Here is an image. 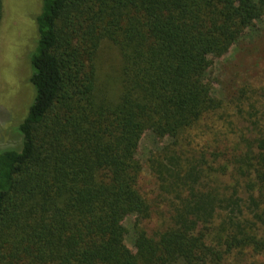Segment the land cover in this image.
<instances>
[{"label": "trees", "instance_id": "trees-1", "mask_svg": "<svg viewBox=\"0 0 264 264\" xmlns=\"http://www.w3.org/2000/svg\"><path fill=\"white\" fill-rule=\"evenodd\" d=\"M35 23L22 144L0 151V264L262 263L264 114L231 138L206 74L264 26V0H42ZM145 131L165 144L141 163Z\"/></svg>", "mask_w": 264, "mask_h": 264}, {"label": "rangeland", "instance_id": "rangeland-1", "mask_svg": "<svg viewBox=\"0 0 264 264\" xmlns=\"http://www.w3.org/2000/svg\"><path fill=\"white\" fill-rule=\"evenodd\" d=\"M41 4L42 0H3L0 24V151L20 149L22 144L18 126L29 110L34 91L28 82L29 55L36 37L35 16L40 12ZM97 60L100 82H106L112 91H116L122 66L120 52L110 42L103 41ZM206 79L213 95L223 104V109L209 121L217 120L222 114L223 120H219L218 125L223 124L225 131L234 132L231 138L244 131L241 119L248 118V111L254 108L257 115L264 114V26L256 24L223 56L212 57ZM164 144V140L145 131L136 158L143 163L150 153ZM140 185L145 192L155 190L153 179L146 172L141 176ZM133 223V215L125 216L124 243L131 251L134 249ZM154 225V221L146 224L149 229ZM257 264H264V261Z\"/></svg>", "mask_w": 264, "mask_h": 264}]
</instances>
